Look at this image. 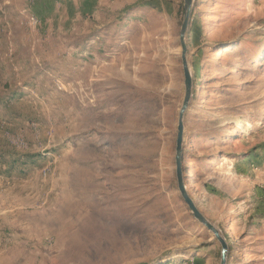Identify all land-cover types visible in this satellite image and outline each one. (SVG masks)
I'll return each mask as SVG.
<instances>
[{
    "label": "rangeland",
    "instance_id": "rangeland-1",
    "mask_svg": "<svg viewBox=\"0 0 264 264\" xmlns=\"http://www.w3.org/2000/svg\"><path fill=\"white\" fill-rule=\"evenodd\" d=\"M183 0H0V264H219L175 178ZM187 193L264 264V0H193Z\"/></svg>",
    "mask_w": 264,
    "mask_h": 264
},
{
    "label": "water",
    "instance_id": "water-1",
    "mask_svg": "<svg viewBox=\"0 0 264 264\" xmlns=\"http://www.w3.org/2000/svg\"><path fill=\"white\" fill-rule=\"evenodd\" d=\"M193 7V0H183V19L180 26L179 32V45H180V60L183 72V85H184V96L181 103V107L178 112L177 119V134L175 140V178L178 192L180 193L181 199L186 204L188 211L192 217L202 225L207 231H209L215 240L218 241L221 247L220 251V263L226 264V258L228 253V246L223 238L220 236L219 231L201 214V212L195 206L193 200L189 197L186 189V185L182 175L181 159L182 148H183V135H184V115L190 103L192 97V75L189 68L187 59L188 48L186 44V34L188 31L189 21L191 17V10Z\"/></svg>",
    "mask_w": 264,
    "mask_h": 264
}]
</instances>
